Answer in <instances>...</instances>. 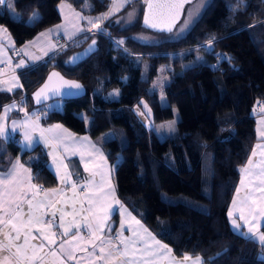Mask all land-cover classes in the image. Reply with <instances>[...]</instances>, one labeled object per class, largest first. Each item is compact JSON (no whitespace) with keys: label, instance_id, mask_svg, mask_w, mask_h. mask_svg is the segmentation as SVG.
<instances>
[{"label":"trees","instance_id":"16d2710c","mask_svg":"<svg viewBox=\"0 0 264 264\" xmlns=\"http://www.w3.org/2000/svg\"><path fill=\"white\" fill-rule=\"evenodd\" d=\"M59 1L8 0L0 4V24L14 9L17 23L49 27L61 20ZM67 1L85 16L106 14L112 4V0ZM144 6L141 0L126 4L102 19L101 32L87 30L19 70L21 86L0 89V114L13 101L27 113L44 104L33 93L53 70L79 81L84 92L59 99L62 107L47 110L40 121L58 122L92 138L112 132L104 148L114 165L112 179L121 204L176 255L199 256L202 264H264V243L241 235L228 219L240 168L258 140L253 112L264 105V0H209L181 37L156 43L136 38L140 32L169 34L143 24ZM135 8V19L127 23L126 15ZM229 36L236 39L235 49L228 46ZM13 37L17 46L25 41L20 33ZM112 39L123 43L115 45ZM210 40L208 48L200 46ZM93 41L90 55L70 63L73 53ZM130 64L133 69L121 77L122 67ZM161 65L169 79L164 91L171 102L152 108L151 120L171 119L173 107L179 113L175 131L164 138L148 129L134 111L135 106L157 99L152 86ZM113 89L119 90L116 98L108 97ZM17 156L31 169L38 187L49 190L56 185L40 145L22 150L16 136H0V171ZM259 232L264 234V221Z\"/></svg>","mask_w":264,"mask_h":264},{"label":"crops","instance_id":"0c3cea01","mask_svg":"<svg viewBox=\"0 0 264 264\" xmlns=\"http://www.w3.org/2000/svg\"><path fill=\"white\" fill-rule=\"evenodd\" d=\"M60 2L61 1L58 2L57 8L61 15V20L49 27L39 28L38 25L32 23L30 24L31 27L27 29V26H23V24L17 23L14 20L10 21L9 19L4 20L3 23L0 24L1 90L9 91V88H13L12 90H14L20 87L21 83L17 74L19 70L37 63L38 61L42 60V58L44 59L45 56L47 57V55L51 52L58 50L59 46L64 47L67 43H69L65 40L72 41L78 34H83L87 30L92 29V25L89 27L87 26L88 22H86L87 20L85 19V15L80 10L73 7L70 2H68V4H63V6H60ZM14 32L20 33L23 37H25V41L21 45H23L28 39L35 38L36 42L34 50L29 55H24L22 47L20 48L21 45H16L13 37ZM36 57H39V59H36ZM24 58L26 60H24ZM21 61L24 62V66L17 67V65L21 64ZM3 109L0 114V120L2 118V112L4 111ZM6 113L7 111H5L3 117L7 116L6 119L8 124L11 122V114L6 115ZM253 116L255 117L256 121V136L258 139L253 146L254 149L255 146H260L263 144L262 142H264V135H262V133H264V105L258 106L256 109V115L253 114ZM14 117L17 116H12V118ZM26 117L30 119V123L35 129L34 131L31 129L29 130L33 137L31 145H27L25 141L21 143L19 142L21 149L31 150L36 145H40L48 155V167L54 174L57 183L49 190L38 187L33 182L31 169L23 164L17 156L12 160L9 167L5 171H0V203H2V201L5 199L4 181L8 180V173L12 170L13 164H16L18 161L15 180L8 184V188L22 189L23 191L27 192L25 199L33 200L34 203L43 202L45 207L42 208L41 211L46 213L45 219L50 218L51 213L55 211V220L58 224L62 210L64 213L65 226L67 227L69 225H73L72 230L66 236L60 235L63 232V229L55 225L53 226L51 231L57 233V243L55 245H49L47 241H43L45 247L40 253L43 256V261H36L35 264H61V260H63V264H146V262L147 264H196L197 258H199V264H202V259L199 256L188 253L176 255L171 246L159 239L139 220L137 216H135L125 205L121 204L117 196L115 200L113 191L108 190L105 192L107 193L108 200H106L104 197L102 207L106 209V211H97L96 215L99 217V219L93 220V213L92 211H89V209H98L101 207V205H89L88 199H86V197L92 198L93 193L97 190L104 191V189H101V187L105 185H103L100 180H103L104 184L107 183V185L111 187V182L108 180V175L102 176L101 174L104 171L98 172V169L96 172L93 171L95 176L93 173H88V175L85 176L83 173V170H85V164L83 163V158H81V155L76 153V150L73 152H69L67 148L65 149L66 151L62 150L57 141H55L52 135L47 133V131H44L43 136H41L40 130H45V127H40L39 123L33 117L31 112ZM55 126L57 125L51 126V132L53 133L55 132L54 129H57ZM9 132L12 133V131ZM7 134L9 136V133H6L4 136H7ZM16 134L18 135V133H15V135ZM77 139L83 140L84 138L77 137ZM85 139H87L85 141L89 144L91 150H94V140H92L91 137H85ZM97 154L98 153L94 151H91L90 153V158L94 159L95 162H97V159L95 158ZM53 157H56L55 163L53 162ZM99 158V164H102L103 166L101 167L106 170L107 164L104 162L101 153H99ZM69 162L73 163L75 167H72ZM20 165L23 167L21 168ZM258 166L260 165L256 164L255 160H252V165H249V163L246 162V164L243 166V169H247V171L243 170V172L240 173L238 184L241 182L243 176H245L244 173L255 172V169ZM24 169H28L29 171L25 172ZM65 171L70 174L71 179L65 183H61L60 177L65 175ZM16 181H19L20 183L17 184ZM73 184L76 186L75 189H73ZM33 185L36 187H31ZM53 189L57 190L56 195H52L50 193V190ZM111 189L113 190L112 187ZM46 192H49L47 198H45ZM16 195H19V191L16 192ZM33 197L35 198L33 199ZM48 201L55 203V208L48 207ZM116 201H119V204H117ZM256 201V204H251L254 215H252L246 224L253 222L257 225H261L264 221V215L260 214V208H264V201H261L260 197H258ZM109 205H111V207H109ZM120 205H123V208H121ZM230 208L231 203L229 205V209ZM113 209H115V211H113ZM125 209L127 210L126 212L124 211ZM129 213L130 215H128ZM2 215L3 213L0 211V216ZM22 215L25 217L27 215L26 203L22 205ZM105 215H107V219H104ZM133 217L135 219H133ZM85 218H87V220ZM136 221H139V224H137ZM87 223L92 224L91 231L87 227ZM121 223L124 224L123 229H121ZM76 226L79 227L77 228ZM36 227H39V225ZM0 229H3V225H0ZM145 229L147 231H145ZM242 230L244 231L239 230L238 232L244 235L246 234L245 236L251 237L247 235L249 229H247L246 226H242ZM4 231H7V229H4ZM93 232L95 233V236L92 235ZM118 233H120L119 239H117ZM149 233L151 236H149ZM257 233H260L259 229L257 230ZM12 235H15V233ZM33 235H38L35 228H33ZM74 236H79L82 238L75 241L73 244L76 259L68 260L66 257H60L58 251L59 243L63 240L71 241ZM97 237H99L100 240H97ZM257 237L259 236L257 235ZM40 240H43V237H40ZM40 240L31 241V244H38ZM101 240L104 241L103 244L100 243ZM109 240L111 241L110 244L107 243ZM89 241H92V243H89ZM0 242H6L3 231H0ZM156 242H159V244ZM93 244L97 245L95 249L93 248ZM160 245H166L171 251L168 252L165 249L160 248ZM99 247H104L106 251H111V257H107L106 260H98L97 256L99 255ZM80 249L84 250L81 251ZM52 252H56L57 256L54 257ZM3 255L10 256V253H3ZM3 255H0V262L3 261ZM185 256H188L189 259L185 260Z\"/></svg>","mask_w":264,"mask_h":264},{"label":"rangeland","instance_id":"374dc122","mask_svg":"<svg viewBox=\"0 0 264 264\" xmlns=\"http://www.w3.org/2000/svg\"><path fill=\"white\" fill-rule=\"evenodd\" d=\"M126 1L127 0H123V7H120L118 11H115L114 10V3H120V2H122V0H112L111 7L109 8L107 13H109L111 11V15H114V14L120 12L126 6ZM133 1H135V0H132V2ZM208 1L209 0H194V2L189 4L187 7L186 14H185L184 18L178 24L175 31L170 32L169 34H167V36L162 37V36H159V35H156L153 33L140 32L138 35H136V38L139 41L144 42V43H156V42H160L162 39H165V38L166 39H176V38L181 37L189 29V27L192 25L194 20L198 17L200 11L208 3ZM59 4H60V6H63V4H68V1L67 0H61V2ZM127 4H128V2H127ZM137 12H138V10L136 8L132 9L126 15L125 21L127 23H130L133 19H135ZM14 13L15 12L13 9L11 17L9 19L10 21L13 20L12 15H14ZM101 15L102 14L85 16V19L87 20L86 22H88L87 26L89 27L92 25V29H89L91 32H101V30H97L96 28H93V24H95V23H98L99 25L101 24L102 20L96 19L97 17H100ZM87 18H91L93 21V24H90L89 19H87ZM24 25L27 26V29L31 27V25L23 24V26ZM81 34L82 33L78 34L75 37L77 38ZM58 37H57V39L59 40ZM65 41L70 42L71 40H65ZM35 42H36L35 38L28 39L23 45L20 46V48L22 47V50L24 51V55H29L34 50ZM227 42H228V44H229L228 46L230 48L235 49L234 46L236 45V39L234 38V36H229L227 38ZM62 47L63 46H59L58 49H60ZM55 51H57V50H55ZM51 53H53V52H51ZM50 54H48V55H50ZM24 60H26V59L24 58ZM29 66H31V65H29ZM132 69H133L132 64H130L128 66H124V67H122L119 74L121 75V77L126 78V74L128 72H130ZM168 80L169 79H168V76L166 75L165 65H161L159 70H158V74L154 80L153 86H152L158 92L157 99H155V101H153L151 104L143 103L140 106L138 105V106L134 107V111L136 112V114L140 118V120L143 122V124L148 129L152 128L157 133L159 138H164V137L172 134L175 131L176 123L179 120V113L175 107H173V117L169 120L154 123V122H152L151 117H150V111L152 108L162 107V106L170 104V102H171L170 98L168 96H166L165 91H164V85L166 84V82ZM9 89H11V88H9ZM118 95H119V90L113 89L108 94V97L116 98ZM54 107H56L57 109H60L62 107L61 100H59V99L50 100V101L45 102L44 104L40 105L39 107H34V108H32L33 110L31 111V114L36 119V121L39 123L40 127L41 126L45 127V130L52 129L51 126H53V125H59L60 127H58L57 129H54L55 134L51 131H47V133H50L52 135L53 139H55V141H57L58 145H60L62 150L66 151L65 150L66 148L68 149L69 152H73L76 150L75 152L78 153L79 155H81V158H83V163L85 165L87 164V166H88L87 171L83 170V173L85 176H87L88 173H93V171L96 172L98 169H99L98 172L104 171L101 175L102 176L108 175V180H109V182H111L110 185L114 190L115 185H114V182L112 179V172H113L114 165L108 161V159L106 157V150L104 148V142L112 136V132L106 131V132L99 134L97 137L92 138L91 136H89L87 134L75 133L71 129L66 127L65 125L58 123V122L45 125V123L40 121V118L46 114L47 110H50ZM3 110L4 111L2 112V118L0 120V126L4 127L5 133H9V136L7 134V136H1V137L8 139L10 137L16 136L20 143L23 142L25 130L29 131L31 129L32 131H34L33 129H35L32 126V124L30 123V119H28V117H26L30 113H27L26 111H24L23 106L18 101H13L12 103L7 104ZM14 110L19 111L20 114L14 118H12V116H11V122L7 124V119H6L7 116L6 115L11 114L10 111H14ZM5 111H7V113L5 115L6 117H3L5 114ZM253 114L256 115V111H254ZM14 123H15V129H14ZM169 124L172 125L171 128H169ZM9 131H12V133ZM15 133H18V135L17 134L15 135ZM88 136L91 137L92 140H94L93 144L96 147V148L94 147V150L93 149L91 150L89 144L85 141V140H87V139H85V137L89 138ZM77 137L78 138L81 137L84 139L79 140V139H77ZM262 143L263 144L260 145V147H256V146L254 147L253 152H255L256 155L253 156V152H252V155H251L252 158H251V156L249 158V160L250 159L255 160L256 164H258L260 166L256 167L255 172L244 173L245 176H243L241 182L239 184H237L236 189L234 191L232 201H231V208L229 209V212L230 211L232 212V216L229 217V215H228V219H229V222H230V225L232 226V228L237 232L239 230L244 231V230H242V226H246L247 229H249V227H252L253 230H256L254 232H257V230L260 227V226H258L260 224L257 225L253 222L246 224L244 220L240 219V216H241V214H243L244 217L246 218V220L248 221L252 217V215H254L253 209L251 208V204H253V203L256 204V202H257L256 199L258 197H260V195H261L260 192L258 191V189L262 186L261 180L264 179V176H261V173H260V167H264V164L261 163L262 161H264V142H262ZM97 150H99V151H97ZM91 151L98 153L97 156L95 157L97 159V162H95L94 159L90 158ZM99 153L102 154V158L104 159V162H106V164H107L106 170L103 167H101V166H103L102 164H99V159H100ZM69 163L72 167H75L73 163H71V162H69ZM243 168H244L243 166L240 168V173L243 172V170H244ZM92 178H93V175H92ZM100 181L103 185H105V186H102L101 189L103 188L104 192H107L109 190V185H107V183L104 184L103 180H100ZM242 181H243V183H242ZM237 189H239V192L237 191ZM116 196L117 195H116V190H115V193H114L115 200L117 198ZM105 199L108 200L107 193H106ZM234 200L236 201L235 205H233ZM258 201H260V200H258ZM232 219L237 220V223L240 225L239 229H236L232 225V223H231ZM241 235H244V234H241ZM251 237L257 241H260L259 237H257V235L254 237L253 236H251Z\"/></svg>","mask_w":264,"mask_h":264},{"label":"snow or ice","instance_id":"6c2138e0","mask_svg":"<svg viewBox=\"0 0 264 264\" xmlns=\"http://www.w3.org/2000/svg\"><path fill=\"white\" fill-rule=\"evenodd\" d=\"M6 0H0V4H4ZM120 7H123V0L120 3H114V10L118 11ZM149 9H153V7L156 8H180L182 5L179 4H173V5H148ZM111 15V11L108 14H102L100 17H97V20H102V19H107L108 16ZM37 18L36 14L33 15L32 19L35 20ZM89 19V23L93 24V21L91 18ZM149 17L146 15L145 16V24H149ZM151 27H161L162 30L166 29L167 31H171V25L170 24H156V23H151ZM59 27V26H58ZM93 27L96 28L97 30L100 29V25L98 23L93 24ZM43 35V34H42ZM118 43H123V41H119ZM93 44H95V41H93ZM36 59H39V57H36ZM223 59L227 60V57H223ZM24 62L21 61V64L17 65V67H23ZM57 73H52L51 76L49 77V83H46L37 93H35L36 97L38 98L39 102V97L45 92V90L49 89V84L51 82L52 76H57ZM15 79V78H14ZM66 85H69L72 88H77L79 89L81 85L74 83V82H69V81H64L63 82ZM11 91V89H8ZM55 127H60L59 125ZM172 125L169 124V128H171ZM14 129H15V123H14ZM34 130V129H33ZM44 131H51V129L48 130H43L41 129V136H43ZM5 129L4 127L0 126V136H4ZM264 135V133H262ZM24 141L26 142L27 145H31L33 141V137L31 135V132L28 130H25L24 132ZM257 147H260L259 145ZM99 151V150H97ZM256 153L253 152V156H255ZM53 162H56V157H53ZM62 163V161H61ZM249 165H252V160L250 159L248 161ZM264 164V161L261 162ZM18 165V161L16 164H13L12 170L8 173V180L4 181L5 184V199L0 203V211H2L3 215L0 216V225H3V229H0V231H3L5 241L6 242H0V255H3V253H10L9 255H3V261L0 262V264H35L36 261H43V256L40 254L41 251L44 249L45 244L43 241H47L49 245H55L57 243L56 236L57 233L51 231L53 226H57L61 229H63V232L60 235L66 236L68 233L72 230L73 225L65 226L64 223V213L61 210V215L59 217V223H56L55 216L56 213L53 211L51 213V217L45 219L46 213L41 211L42 208L45 207V204L43 202H36L34 203L33 200H27L25 197L27 196V192L23 191L22 189H9L8 184L12 181L15 180V175H16V168ZM22 168L23 166L20 165ZM66 167V166H65ZM85 170H88L87 164L85 165ZM25 172H28V169H24ZM244 171H247V169H244ZM260 173L261 176H264V167H260ZM95 175V173H93ZM30 179V177H29ZM61 183H65L68 180L71 179V176L67 171H65V175L60 177ZM17 184H19V181H16ZM243 183V181H242ZM261 187L258 189L260 192V199L261 201H264V179L261 180ZM31 187H36V186H31ZM75 184H73V189H75ZM91 187V186H89ZM19 191V195H16V192ZM109 191H113L114 195V190L111 189L109 186ZM239 192V189H237ZM50 193L52 195L57 194V190L53 189L50 190ZM49 195V192L45 193V198ZM106 196V193L102 190H97L96 192L93 193L92 198L86 197L88 199L89 205H94V204H99L101 207L97 208H91L89 211H92L93 220H98L99 217L96 215L97 211H106L102 207L104 197ZM11 197V198H9ZM35 197H33L34 199ZM27 204V215L26 217L22 215V205ZM117 204H119V201H116ZM236 201H233V205H235ZM47 206L51 208H55V203L52 201L47 202ZM111 207V205H109ZM121 208H123V205H120ZM115 211V209H113ZM125 212L127 211L126 209L124 210ZM260 214L264 215V208H260ZM130 215V213L128 214ZM229 217L232 216V212L230 211L228 213ZM87 220V218H85ZM104 219H107V215H105ZM133 219H135L133 217ZM241 220H244L245 223L248 221L244 217L243 214L240 216ZM137 224H139V221H136ZM232 225L236 228L239 229L240 225L237 223L236 219H232L231 221ZM39 225V227H36ZM77 228L79 226H76ZM87 227L91 231L92 229V224L87 223ZM124 224L121 223V229H123ZM33 228H35L36 233L38 235H33ZM4 229H7V231H4ZM145 231H147L145 229ZM15 233V235H12ZM93 236H95V233H92ZM247 235L249 236H259V240L261 243H264V234H260L257 232H254L252 227H249ZM149 236L151 234L149 233ZM40 237H43V240H40ZM120 238V233L117 234V239ZM82 239L79 236H74L71 241L69 240H63L59 243V256L60 257H66L68 260H75V249L73 247V244L75 241ZM97 240H100L99 237L96 238ZM154 239V238H153ZM40 240L38 244H31V241H37ZM89 243H92V241H89ZM101 244L104 243L103 240L100 241ZM107 243H111L109 240ZM159 244V242H156ZM97 247L96 244H93V248L95 249ZM160 248L165 249L166 251L170 252L171 250L167 248L166 245H160ZM83 251L84 249H80ZM52 255L54 257L57 256L56 252H52ZM112 253L111 251H106L104 247H99V255L97 256L98 260H106L107 257H111ZM59 258V257H58ZM185 260L189 259L188 256L184 257ZM61 264H63V260H61ZM147 264V262H146ZM196 264H199V258H197Z\"/></svg>","mask_w":264,"mask_h":264},{"label":"water","instance_id":"95a60500","mask_svg":"<svg viewBox=\"0 0 264 264\" xmlns=\"http://www.w3.org/2000/svg\"><path fill=\"white\" fill-rule=\"evenodd\" d=\"M194 2V0H145L144 11L142 15V22L145 24V16L149 17V24H145L149 28L156 31H165L167 33L173 32L178 24L181 22L184 16V12L186 7ZM173 5L179 4L182 5L180 8H156L149 9L148 5ZM151 23L156 24H170L172 30L167 31L166 29L162 30L161 27H151ZM95 49V44L93 42L88 43L82 50L73 53L70 57V63L75 64L82 59L86 58L90 55ZM52 73H57V76H52L51 82L49 84V89L45 90V92L39 97V102L44 103L54 99H65L68 97L79 96L84 92L83 85L74 79H69L63 76L59 71L53 70L49 72L42 82V84L34 91L33 97L38 100L35 93H37L46 83H49V77ZM64 81L74 82L81 87L79 89L72 88L69 85L64 84Z\"/></svg>","mask_w":264,"mask_h":264},{"label":"built area","instance_id":"2783aa9c","mask_svg":"<svg viewBox=\"0 0 264 264\" xmlns=\"http://www.w3.org/2000/svg\"><path fill=\"white\" fill-rule=\"evenodd\" d=\"M141 1L144 2L145 0H141ZM127 2L130 3V2H132V0H127ZM88 31H90V30H88ZM102 33L105 34V35H107V34L104 33V32H102ZM112 41H113V44H115V45H119V43H118L116 40L112 39ZM212 41H213V40H210V41L204 42V43L200 44V46H203L204 48H208L209 45H210V43H211Z\"/></svg>","mask_w":264,"mask_h":264}]
</instances>
